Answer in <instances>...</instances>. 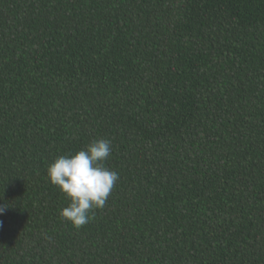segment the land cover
<instances>
[{
    "label": "trees",
    "instance_id": "16d2710c",
    "mask_svg": "<svg viewBox=\"0 0 264 264\" xmlns=\"http://www.w3.org/2000/svg\"><path fill=\"white\" fill-rule=\"evenodd\" d=\"M111 141L77 229L47 176ZM0 264H264V0H0Z\"/></svg>",
    "mask_w": 264,
    "mask_h": 264
},
{
    "label": "clouds",
    "instance_id": "9594fccd",
    "mask_svg": "<svg viewBox=\"0 0 264 264\" xmlns=\"http://www.w3.org/2000/svg\"><path fill=\"white\" fill-rule=\"evenodd\" d=\"M112 145L108 139L93 140L74 154L57 157L47 167L49 181L57 186L69 203L60 216L77 229L95 218L102 209L119 174L106 166ZM4 208L0 207V213Z\"/></svg>",
    "mask_w": 264,
    "mask_h": 264
}]
</instances>
